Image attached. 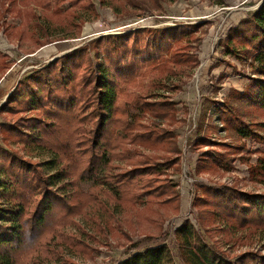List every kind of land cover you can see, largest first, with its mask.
Masks as SVG:
<instances>
[{
	"label": "trees",
	"instance_id": "1",
	"mask_svg": "<svg viewBox=\"0 0 264 264\" xmlns=\"http://www.w3.org/2000/svg\"><path fill=\"white\" fill-rule=\"evenodd\" d=\"M129 1L151 12L152 7L161 9L163 0ZM220 3L226 5L225 0ZM87 6L95 7L92 0ZM201 25L145 27L96 37L18 81L0 104V264H88L97 231L87 228L82 216L91 214L92 225L100 231L121 204L133 205L142 195L178 206L180 194L167 176L170 167L181 169L177 137L168 128L145 122L148 114H169L174 107H164V95L151 87L135 102L140 113L134 116V129L118 100L119 78L137 76L143 67L152 65L155 52L170 53L174 61L190 63L191 68L198 66V55L189 48L202 36L188 35ZM175 42L179 48L174 51ZM219 44L224 54L248 64L250 70L238 68L226 58L218 59L217 64L229 63L234 73L249 81L243 91L231 89L223 101L210 100L222 128L237 143L215 139L204 115L193 144L206 149L199 154L195 171L230 170L246 140L251 139L260 148L250 172L264 181V134L257 128L264 129V121H250L240 108L253 106L264 112V0L257 10L232 25ZM102 54L111 61L114 72L100 59ZM127 143L148 148L160 145L169 153L139 149L133 155ZM132 156L140 158L130 163ZM91 180L96 184L84 202L75 201L72 182ZM197 190L193 206L200 227L187 218L174 232L182 264H264V191L233 183H198ZM82 207L86 208L81 211ZM216 221L230 233L244 231L246 242L253 245L232 256L225 244L210 236L209 225ZM76 229L83 233L68 235ZM116 264L177 263L171 246L162 242L139 249Z\"/></svg>",
	"mask_w": 264,
	"mask_h": 264
},
{
	"label": "rangeland",
	"instance_id": "2",
	"mask_svg": "<svg viewBox=\"0 0 264 264\" xmlns=\"http://www.w3.org/2000/svg\"><path fill=\"white\" fill-rule=\"evenodd\" d=\"M74 1L0 0V104L29 72L77 46L87 45L96 37L124 34L145 27L160 29L202 23L188 35L189 38L202 36L200 42L193 40L189 48L190 52L198 55V66L191 68L190 63L174 61L170 53L155 52V61L143 67L137 76L119 78L118 100L121 108L128 111L125 118L133 126L134 116L140 113L135 102L151 87H157L164 95L163 100L167 101L164 107L169 110L170 106L174 107L169 114H148L145 122L168 128L177 137V144L182 151L181 169L170 167L167 176L175 183L180 194L178 206L169 202L159 203L142 195L134 199L133 205L121 204L120 211L107 219L100 231L92 225L91 214L81 217L87 228L97 231L93 241V257L86 258L88 264H116L139 249L162 242L171 246L176 263L182 264L174 240L175 224L180 226L185 219L190 218L200 227L197 210L193 206L195 193L200 192L197 190L198 183H233L243 189L264 191V181L254 178L250 172V165L256 162L260 144L251 139L246 140L243 152L238 154L230 170L220 167L201 174L195 171L196 161L206 148H198L193 144L197 124L204 115L205 125L215 139L237 143L222 128L215 105L210 104V100L223 101L231 89L243 91L249 81L245 75L234 73L229 63L217 64L218 59L226 58L241 69L250 70V66L232 55L224 54L219 42L232 25L257 10L263 0H225L226 5L220 3L221 0H163L162 8L152 7L151 12L135 7L129 0H105L106 5L102 0H92L94 8L87 6L88 0ZM136 22H141V25L128 26ZM144 35L148 36V33ZM174 44V51L178 50L177 42ZM92 55H95L94 51ZM100 59L104 60L110 71H115L105 54ZM240 108L250 121H264V112L259 109L253 106ZM257 128L264 134V129ZM240 143L244 145L242 141ZM127 148L133 155L138 154L139 149L147 153H169L167 148L160 145L148 148L127 143ZM249 150L252 152L250 155ZM137 158L140 157L132 156L130 163ZM95 184L93 180L72 182L74 200L84 202L86 193ZM85 208L82 207L81 211ZM209 228L211 238L225 244V249L232 256L253 245L246 242L244 231L230 233L222 230L220 221L209 225ZM82 233V229H76V233L72 231L68 235L77 237ZM211 238L208 237V241L212 242Z\"/></svg>",
	"mask_w": 264,
	"mask_h": 264
},
{
	"label": "built area",
	"instance_id": "3",
	"mask_svg": "<svg viewBox=\"0 0 264 264\" xmlns=\"http://www.w3.org/2000/svg\"><path fill=\"white\" fill-rule=\"evenodd\" d=\"M141 22H142V21H141ZM141 22H136V23H134V24H130V25H128V26H130V27H131V26L136 27V26H138V25H141ZM178 225H179V224L176 223V224H175V227H178ZM175 227H174V228H175Z\"/></svg>",
	"mask_w": 264,
	"mask_h": 264
},
{
	"label": "water",
	"instance_id": "4",
	"mask_svg": "<svg viewBox=\"0 0 264 264\" xmlns=\"http://www.w3.org/2000/svg\"><path fill=\"white\" fill-rule=\"evenodd\" d=\"M77 47H79V46H77ZM77 47H75V48H77ZM75 48H74V49H75ZM57 57H58V56H56V57L52 58L51 60H53V59H55V58H57Z\"/></svg>",
	"mask_w": 264,
	"mask_h": 264
}]
</instances>
